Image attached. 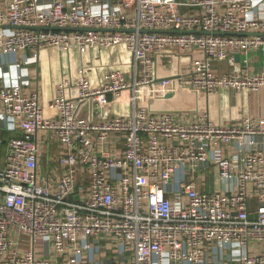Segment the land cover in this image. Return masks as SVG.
<instances>
[{
	"label": "built area",
	"instance_id": "2783aa9c",
	"mask_svg": "<svg viewBox=\"0 0 264 264\" xmlns=\"http://www.w3.org/2000/svg\"><path fill=\"white\" fill-rule=\"evenodd\" d=\"M46 50L60 58L48 102L20 71L0 80V264H79L103 238L131 248L123 264H264V116L185 121L153 106L185 87L261 92L264 68L249 65L264 63V0H0V56ZM117 52L131 58L110 64ZM177 55L188 62L162 75ZM108 94L121 103L109 115ZM213 166L223 187L200 188Z\"/></svg>",
	"mask_w": 264,
	"mask_h": 264
},
{
	"label": "crops",
	"instance_id": "0c3cea01",
	"mask_svg": "<svg viewBox=\"0 0 264 264\" xmlns=\"http://www.w3.org/2000/svg\"><path fill=\"white\" fill-rule=\"evenodd\" d=\"M10 28L13 29L11 26ZM262 56L260 54L252 55L249 65L250 72L254 73L257 69L264 68ZM130 58L131 56L127 53H122V55L119 52L113 53L110 64L124 65L123 61ZM59 62L60 58L56 50H46L41 54L40 58L33 57L29 52L3 55L0 56V80L2 82L10 80L14 77L16 71H20L23 73L26 81H28V87L33 84V87L39 88L43 101L48 102L59 79ZM160 62L161 74L168 75L179 72L188 61H186L184 56L177 55L173 56L172 62H169L166 56L161 58ZM80 63V55L74 54L72 61L68 62L66 72H70L72 76L78 75L76 71H78ZM98 63L97 60H93L92 70L89 71L95 81H97V72H99V75L103 73ZM213 66L219 74L227 71V66L220 62H214ZM184 91L187 93L186 95L184 94L185 97L157 100L153 103L154 108L183 116L185 117V121H191L200 117L206 110H209L212 118L220 123H233L235 120H239L248 114L254 117L264 116V89L259 93L220 89L210 99L201 92L192 93L188 87H185ZM106 101L109 104L105 109L108 115L112 114L116 108L121 109V103L114 102L112 94L106 96ZM88 110L90 109L86 106L84 109L86 114ZM88 115L89 118L98 119L95 110L92 113L89 111ZM58 153L59 148L57 144L52 142H50L49 147L44 149L40 158L41 167L44 172L51 171L56 166ZM201 177L202 179L200 180L199 178L198 181L202 189L215 190L223 187L222 183H217L215 166L210 168L209 171L202 173ZM250 207L251 211L256 210L254 205ZM259 248L264 249V245ZM49 259H53V256H50ZM124 261L133 262L131 248L121 243L116 244L109 238H103L100 240L98 246H94L92 250H84L82 252V262L79 264H123Z\"/></svg>",
	"mask_w": 264,
	"mask_h": 264
},
{
	"label": "water",
	"instance_id": "95a60500",
	"mask_svg": "<svg viewBox=\"0 0 264 264\" xmlns=\"http://www.w3.org/2000/svg\"><path fill=\"white\" fill-rule=\"evenodd\" d=\"M35 29H65V30H69V29H74V30H84V28H75V27H66V28H61V27H33ZM147 32H166V33H179L180 31H176V30H147ZM200 32V31H198ZM201 33V32H200ZM227 34H232V35H244V34H253V33H242V32H230ZM257 33H254V35H256ZM251 218H254V215L250 216Z\"/></svg>",
	"mask_w": 264,
	"mask_h": 264
},
{
	"label": "rangeland",
	"instance_id": "374dc122",
	"mask_svg": "<svg viewBox=\"0 0 264 264\" xmlns=\"http://www.w3.org/2000/svg\"><path fill=\"white\" fill-rule=\"evenodd\" d=\"M5 136H6V137H7V136H10V133L6 132V133H5Z\"/></svg>",
	"mask_w": 264,
	"mask_h": 264
}]
</instances>
